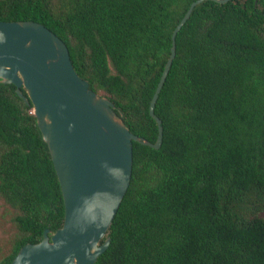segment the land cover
<instances>
[{"label": "trees", "instance_id": "16d2710c", "mask_svg": "<svg viewBox=\"0 0 264 264\" xmlns=\"http://www.w3.org/2000/svg\"><path fill=\"white\" fill-rule=\"evenodd\" d=\"M193 1L0 0V22L53 32L89 88L155 143L149 103ZM32 110L0 83V202L14 229L0 264L64 221ZM154 113L161 147L132 143L130 184L95 264H264V0L193 9Z\"/></svg>", "mask_w": 264, "mask_h": 264}, {"label": "water", "instance_id": "95a60500", "mask_svg": "<svg viewBox=\"0 0 264 264\" xmlns=\"http://www.w3.org/2000/svg\"><path fill=\"white\" fill-rule=\"evenodd\" d=\"M205 1L230 0L193 1L172 31L170 54L148 107L158 127L155 143L132 134L114 104L89 88L53 32L33 21L0 22V83L14 85L18 97L32 105L65 209L62 226L21 247L11 264H95L107 250L108 229L130 184L132 143L161 147L155 104L176 55V36Z\"/></svg>", "mask_w": 264, "mask_h": 264}, {"label": "rangeland", "instance_id": "374dc122", "mask_svg": "<svg viewBox=\"0 0 264 264\" xmlns=\"http://www.w3.org/2000/svg\"><path fill=\"white\" fill-rule=\"evenodd\" d=\"M262 217L264 218V213ZM10 218V212L0 202V254L9 248L10 238L14 233Z\"/></svg>", "mask_w": 264, "mask_h": 264}, {"label": "built area", "instance_id": "2783aa9c", "mask_svg": "<svg viewBox=\"0 0 264 264\" xmlns=\"http://www.w3.org/2000/svg\"><path fill=\"white\" fill-rule=\"evenodd\" d=\"M32 114H33V110H32V112H31Z\"/></svg>", "mask_w": 264, "mask_h": 264}]
</instances>
